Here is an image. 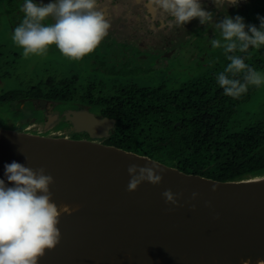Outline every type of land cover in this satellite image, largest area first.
<instances>
[{
    "label": "flooded vegetation",
    "instance_id": "obj_1",
    "mask_svg": "<svg viewBox=\"0 0 264 264\" xmlns=\"http://www.w3.org/2000/svg\"><path fill=\"white\" fill-rule=\"evenodd\" d=\"M33 2L49 3L51 0ZM201 3L205 10L213 12L212 22L202 25L197 18L182 27H169L170 18L150 8L147 0H98V6L111 27L100 45L90 53L93 57L88 61V73L91 72V75L85 80L76 75L61 79L50 77L36 82L27 80L17 88L6 89L5 83L16 77L13 62L6 56L12 53L14 58L16 54L9 49L10 46H0V103L8 102L12 110L16 108L29 113L28 117L19 116L16 123L11 122L6 128L29 130L55 138L95 141L174 168H178L175 166L177 161L172 159L198 156L195 153L200 148H195V143L220 141L251 130H257L259 134L256 140L264 143V84L249 86L248 91L239 98L224 95L217 83V76L230 61L223 48H218L216 53L207 52L212 45L211 40L220 38L215 23L226 15L232 18L239 15L246 25L259 27L258 17H264V0H239L238 4L232 6L215 5L213 0H201ZM126 45L130 51L123 50L122 47ZM10 48L15 49L13 46ZM120 48L124 54H121ZM49 51L47 54L58 59L66 58L54 45L50 46ZM233 54L243 57L245 63L264 73V46L258 49L250 47L246 53L237 51L227 55ZM127 58L133 60L130 63L132 68L125 72L135 73L134 68L138 67V63L152 61L159 64L156 70L166 71V75L160 73L159 85L147 87L134 82L122 83V78L117 81L119 84L111 81L110 85H106L102 82L110 81L105 77L120 73L122 68L119 66L130 60ZM176 59L196 62L197 68L203 69L208 66L207 62L215 65L199 77L165 82L167 73L171 71L173 75L176 69L172 67L166 70L160 66H168ZM242 75L236 78L242 79ZM116 85L120 87L115 88ZM167 85L172 87L168 88ZM64 91L71 92L70 98L60 97ZM80 114L90 115L107 125L101 124L99 130L90 127L79 129L73 118ZM188 118L207 127L216 125L217 130L207 134L206 127L202 134L187 136L178 129ZM215 133L222 135L219 137Z\"/></svg>",
    "mask_w": 264,
    "mask_h": 264
},
{
    "label": "water",
    "instance_id": "obj_2",
    "mask_svg": "<svg viewBox=\"0 0 264 264\" xmlns=\"http://www.w3.org/2000/svg\"><path fill=\"white\" fill-rule=\"evenodd\" d=\"M73 119L79 129L107 125ZM13 161L45 168L53 202L70 209L59 218L60 243L38 264H264V175L218 181L95 141L0 129V179L9 187ZM132 164L155 166L162 182L128 191Z\"/></svg>",
    "mask_w": 264,
    "mask_h": 264
},
{
    "label": "clouds",
    "instance_id": "obj_3",
    "mask_svg": "<svg viewBox=\"0 0 264 264\" xmlns=\"http://www.w3.org/2000/svg\"><path fill=\"white\" fill-rule=\"evenodd\" d=\"M213 2L232 6L239 0ZM147 4L161 16L170 18L169 27H182L197 18L202 25L213 20V12L205 10L201 0H147ZM21 11L24 16L14 28L12 40L22 49L25 58L44 56L54 45L67 59L81 60L100 45L111 27L98 0H51L49 3L25 0ZM258 19L259 27L246 25L239 15L234 18L226 15L214 25L220 38L211 40L212 47L223 48L230 61L217 76V83L226 96L239 98L249 86L264 84V73L245 63L239 55H227L264 46V17ZM240 74L242 79L236 78ZM128 173L130 192L142 182L157 185L163 179L155 166L132 164ZM5 176L12 186L0 179V264H38L46 250H53L60 243L59 218L70 209L53 202L50 185L55 181L46 174L45 168L32 169L13 161L5 164ZM162 195L166 203H177L171 190Z\"/></svg>",
    "mask_w": 264,
    "mask_h": 264
},
{
    "label": "rangeland",
    "instance_id": "obj_4",
    "mask_svg": "<svg viewBox=\"0 0 264 264\" xmlns=\"http://www.w3.org/2000/svg\"><path fill=\"white\" fill-rule=\"evenodd\" d=\"M24 2L25 0H0V46L3 48L13 46L15 49L10 47L9 49L15 51L16 54L14 55V58L12 53L10 54V56H6V59H9L13 62L12 69L16 72V77H14L12 81H8L7 83H5V88H17L27 80H34V82H36L38 80L42 81L50 77L61 79L72 75H76L80 79L85 80V77L90 76L91 72L88 73V69H90L88 61L93 57L90 54L86 55L81 60H69L67 58L58 59L52 54H46L44 56H29L27 58L22 55V49L14 44L12 40V34L14 28L18 26L23 19L24 14L21 11V7L23 6ZM10 25L14 27L11 28ZM108 37L111 38L110 36ZM10 44H12V46ZM206 44L208 45L209 43ZM122 48L124 51H130L127 45L123 46ZM174 48H176V46ZM188 50L189 49L186 50V53ZM120 51L121 54H124L121 48ZM208 51L216 53V51H218V48H213L211 45L209 50L207 49V52ZM48 52L50 51L48 50ZM127 59L130 60H128L124 65L120 64L119 67L122 68V71L120 73L114 75L113 77L107 76L105 78L109 79L110 81L102 80V82H104L106 85H110L111 81L112 83L116 82V84H119L117 81L119 80V78H122V83L134 82L139 86L147 87L159 85L158 83L161 80L159 78L161 76L160 73L166 75L165 70V72H161L159 69L156 70V68L159 67V64H155L152 61L147 64L138 63V67L134 68L135 73L125 72L128 68H132V64L130 63L133 60L131 58ZM127 59H125L123 62H125ZM217 59L219 62V58ZM207 64L208 66L203 69L197 68L196 62L192 63L187 61H177L176 59V61L169 62L168 66L161 65L160 68L169 70L173 67L176 69L174 70L173 75L171 74V71L167 73L168 75L165 78V82L172 79H178L179 81L182 79V81H185L186 77L189 79L201 76L203 72H207L210 67H213L215 65L209 64V62H207ZM95 65L98 66V64ZM95 65H93V67H95ZM115 78L117 80H113ZM142 83L145 84L140 85ZM167 86L168 88L172 87V85ZM118 87H120V85L115 86V88ZM22 115L24 117H28L29 113H24L20 110H17L16 108L12 110L8 102L0 103V129L12 130L6 127L9 126L11 122L16 123L15 121L19 118V116L21 117ZM27 131L30 132L29 130Z\"/></svg>",
    "mask_w": 264,
    "mask_h": 264
},
{
    "label": "trees",
    "instance_id": "obj_5",
    "mask_svg": "<svg viewBox=\"0 0 264 264\" xmlns=\"http://www.w3.org/2000/svg\"><path fill=\"white\" fill-rule=\"evenodd\" d=\"M60 95L62 99H68L71 92L64 91ZM231 111H221V113ZM206 127L188 118L178 130L187 136H195L202 134ZM216 127L209 125L206 133H213L217 130ZM215 134L219 137L222 135ZM258 134L257 130H251L242 134L236 133L235 136L220 141L195 143L194 147L200 148L199 152L195 153L198 156H182L172 160H176L175 166L185 173L198 174L218 181H237L262 176L264 175V143L256 140ZM161 161L168 162L166 159Z\"/></svg>",
    "mask_w": 264,
    "mask_h": 264
}]
</instances>
